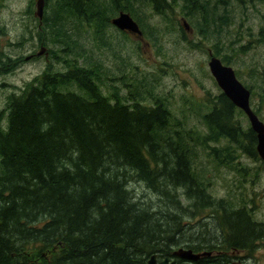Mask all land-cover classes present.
Instances as JSON below:
<instances>
[{"label":"trees","instance_id":"16d2710c","mask_svg":"<svg viewBox=\"0 0 264 264\" xmlns=\"http://www.w3.org/2000/svg\"><path fill=\"white\" fill-rule=\"evenodd\" d=\"M178 1L185 18L192 10L201 18L205 13L208 28L215 26L214 14L198 0H56L51 17L44 14L36 36L44 38L38 41L42 46L51 47L47 67L20 95L8 96L6 111L0 110V264H148L152 255L156 264L165 258L170 264H234L233 252H250L260 242L264 224L246 206L237 209L213 198L204 180L209 164L204 169L194 159L200 148L218 169H236L238 153L259 159L255 134L234 121L232 103L223 94L203 102L208 132L185 130L169 107L139 98V79L123 84L130 94L105 96V78L97 73L102 65L92 55L82 62L71 50L78 42L66 38L82 31L83 26H73L80 21L90 30L112 27L127 42L129 36L111 25L126 12L146 37L134 46V56L141 59L146 43L167 63L169 54L159 46L173 30L172 21L165 18L169 26L159 32L147 29L158 37L154 40L141 28L133 4H147L163 16ZM109 6L111 14L102 17ZM193 30L203 37L209 32L196 25ZM97 44L104 48L105 42ZM108 52L112 59H122ZM58 56L74 58L55 65ZM140 79L144 86L152 83L144 72ZM220 140L227 145L210 146ZM207 222L218 236L205 245L209 240L201 236L209 233L198 230H206ZM179 248H213L220 255L186 262L172 257Z\"/></svg>","mask_w":264,"mask_h":264},{"label":"rangeland","instance_id":"374dc122","mask_svg":"<svg viewBox=\"0 0 264 264\" xmlns=\"http://www.w3.org/2000/svg\"><path fill=\"white\" fill-rule=\"evenodd\" d=\"M62 1L58 0V4ZM100 1L106 3L108 0ZM34 2L35 0H0V67L2 68L0 71V110L2 109V111L6 107L8 96L11 94L20 95L21 91L35 77L40 76L47 67L50 56L47 49L51 47L42 46L38 42L44 38L40 40L36 36L38 19L33 16ZM55 2L56 0H46L45 2L44 13L48 18L51 17L49 15L54 10ZM198 2L214 14V27L208 28L207 22L210 21V18L205 13L204 17L206 18H201L192 10L191 14L189 13V16L185 18L180 1L172 3L171 10L165 11L163 16L155 14L151 6L147 4H133V9L138 14L137 18L143 25L141 28L145 33L151 34L154 40L158 37L147 29L159 32L162 27L169 26L168 23H164V20L172 21L173 30L168 31L167 38L160 40L159 46L161 51L163 49L169 54L170 60L167 63L159 58L156 50L153 51L146 43L142 48L141 59L134 56V46L140 41L129 37L126 42L123 36L111 29L112 27L90 30L87 25L75 21L73 26L76 29L78 26H83L81 27L82 31L79 33L77 29L75 36L72 32L71 37L68 33L66 38H71L70 41L74 43L78 42V45L71 44V50L76 54V57L79 56L82 62L90 60L92 55L95 57L94 62L102 65V67H98L97 73L105 78L106 87L102 89L105 96L110 97L113 93H117L119 96L130 94V89L125 90L123 84L139 79L137 82L139 88L136 90L139 98L147 97L154 104L163 103L174 112L176 119L184 123L182 126L185 130L196 127L203 135L208 131L202 120L201 105L205 101L217 99L221 92L207 67L209 57L213 55L224 65L230 66L235 71L238 80L251 90L250 105L264 123V2L258 0H198ZM202 9L204 8L202 7ZM110 14V6L101 12L102 17L104 15L108 17ZM200 18L201 20L197 21ZM181 20H186L191 32L186 34L180 29L178 24ZM62 21L66 22L64 19H61ZM93 25L96 28L99 27L97 23H93ZM194 25L202 31L209 32L207 34L199 33L205 37L198 35L193 30ZM260 32L263 34L260 35ZM143 38L146 37L143 36ZM97 40L105 42L104 48L97 47ZM41 46L45 48L46 58L45 53L42 56H36L40 52ZM109 50L122 59H112L108 54ZM27 56H29L28 59H26ZM71 58L58 56V59L55 58L53 61L56 65L58 61L64 59L69 61ZM65 66L63 70L67 69ZM142 72L149 76L151 84L145 83V86L142 84L143 79H140ZM93 78L96 79L94 75ZM113 85H117L120 89L113 90ZM197 104L198 107H196ZM234 116V121L239 123L243 129L249 127L247 118L238 110L235 111ZM226 145L227 140H220L210 146L224 147ZM194 159L198 167L202 166L205 169L209 164L208 170L205 169L204 173L207 179L204 180L209 194L213 198L230 203V207L237 209L246 206L255 221L260 224L264 223V163L260 159L238 153L237 161H235L237 165L234 170L216 168L215 164L211 162L212 159L208 156L207 150L203 148L198 149ZM135 188L144 195L149 194L143 185L135 184ZM178 192L182 195V202L187 205L188 201L185 196L182 198L184 193ZM196 220L197 218L192 219L191 223ZM219 221L220 219H218ZM206 224L209 225L207 231H201L205 227L198 230L199 233H203V231L209 233L201 236V239L209 240H206L205 245L208 242H214L213 237L218 236V232L210 225L212 223L207 222ZM259 241L250 252L245 249L236 255L245 258L248 264H264V233ZM202 242L205 241L202 240ZM222 242L221 239H218L220 245ZM202 251L215 252L213 248Z\"/></svg>","mask_w":264,"mask_h":264},{"label":"water","instance_id":"95a60500","mask_svg":"<svg viewBox=\"0 0 264 264\" xmlns=\"http://www.w3.org/2000/svg\"><path fill=\"white\" fill-rule=\"evenodd\" d=\"M44 6L45 0H36L34 17L38 18L39 21L43 18ZM111 25L120 31L127 32L136 36L138 39H142V32L140 31L138 24L126 12H121L116 18L112 19ZM183 27L186 30H189L186 23H183ZM44 51L45 49L41 48L37 56H42ZM207 65L211 76L224 96L247 116L250 129L255 133L257 155L260 160L264 162V124L250 108V91L238 81L233 69L229 66L223 65L218 58L210 57ZM171 255L172 257H177L186 262H195L203 257H209L210 253H195L191 249L179 248L172 252ZM161 263L169 264L167 258ZM148 264H156V255L151 256Z\"/></svg>","mask_w":264,"mask_h":264},{"label":"flooded vegetation","instance_id":"af4514ba","mask_svg":"<svg viewBox=\"0 0 264 264\" xmlns=\"http://www.w3.org/2000/svg\"><path fill=\"white\" fill-rule=\"evenodd\" d=\"M256 145V144H255ZM245 156H247V153L243 152ZM264 224V223H263ZM202 244V243H200ZM239 251H235V253L233 252L232 257H233V263L234 264H248V261L245 260V258H240L238 255H236Z\"/></svg>","mask_w":264,"mask_h":264},{"label":"bare ground","instance_id":"6f19581e","mask_svg":"<svg viewBox=\"0 0 264 264\" xmlns=\"http://www.w3.org/2000/svg\"><path fill=\"white\" fill-rule=\"evenodd\" d=\"M93 100V99H92ZM205 252H212V251H205ZM213 253V252H212ZM216 254H214L213 256H216V255H220V253H217L215 252ZM209 257H212V256H209Z\"/></svg>","mask_w":264,"mask_h":264}]
</instances>
